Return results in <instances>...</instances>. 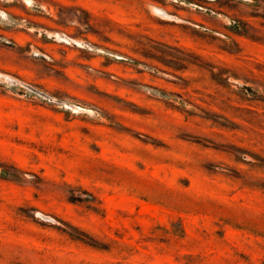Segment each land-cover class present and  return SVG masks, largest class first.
Here are the masks:
<instances>
[{
  "label": "rangeland",
  "instance_id": "1",
  "mask_svg": "<svg viewBox=\"0 0 264 264\" xmlns=\"http://www.w3.org/2000/svg\"><path fill=\"white\" fill-rule=\"evenodd\" d=\"M0 264H264V0H0Z\"/></svg>",
  "mask_w": 264,
  "mask_h": 264
},
{
  "label": "trees",
  "instance_id": "2",
  "mask_svg": "<svg viewBox=\"0 0 264 264\" xmlns=\"http://www.w3.org/2000/svg\"><path fill=\"white\" fill-rule=\"evenodd\" d=\"M2 175L3 176H10L11 177V174H9L6 169H3L2 170Z\"/></svg>",
  "mask_w": 264,
  "mask_h": 264
},
{
  "label": "bare ground",
  "instance_id": "3",
  "mask_svg": "<svg viewBox=\"0 0 264 264\" xmlns=\"http://www.w3.org/2000/svg\"><path fill=\"white\" fill-rule=\"evenodd\" d=\"M38 215L40 216V214L38 213Z\"/></svg>",
  "mask_w": 264,
  "mask_h": 264
}]
</instances>
